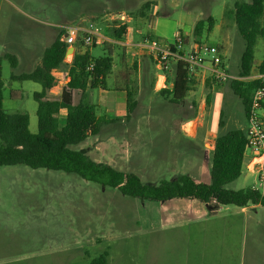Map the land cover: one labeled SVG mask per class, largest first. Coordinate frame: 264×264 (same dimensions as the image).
I'll use <instances>...</instances> for the list:
<instances>
[{
  "label": "rangeland",
  "instance_id": "obj_1",
  "mask_svg": "<svg viewBox=\"0 0 264 264\" xmlns=\"http://www.w3.org/2000/svg\"><path fill=\"white\" fill-rule=\"evenodd\" d=\"M236 1L249 0H0V56L12 53L17 58L16 64L5 56L1 60V75L5 83L4 107L10 112H27L30 119L29 128L32 132H37L38 102L33 94L41 89V84L29 79H15L12 74L34 69L41 62L44 49L52 43L59 28L93 22L103 33L113 36L114 27L122 23L121 14L130 17V20H125L129 25L126 37L129 44L148 35L172 42L174 33L179 30L191 43L196 42L198 38L206 44L218 46L228 70L238 73L244 39L228 13ZM146 2L151 5L146 10V15L141 16L139 12ZM209 15L214 18V27L212 30H207L206 27L201 35H196L194 29L197 21ZM106 44L108 43L78 46L76 43L75 46L77 50L89 49L94 56H103L109 51ZM111 46L114 65L107 79L113 78L122 67L123 44L114 43ZM31 47L33 50L30 51ZM73 55L74 52L66 55L65 61L71 62ZM263 58L264 38L259 37L254 72ZM129 64L134 75L142 73L139 68H133L132 62ZM148 72L152 74V70ZM68 76L69 64H63L57 70V82L53 90L48 91L50 98L61 97L62 83ZM108 85L114 87L111 80ZM231 91L233 93L232 89ZM151 93L141 92L135 112L125 118V121L122 119L128 125V130L118 132L120 139L162 141L170 135L169 131L162 130L163 126L180 123L182 120L190 121V118L198 115L197 96L191 97L196 104L192 106L189 101V104L184 106L173 104L158 90H152ZM198 93L204 96L202 88ZM81 99L88 100L89 94L71 90V102L77 103ZM90 99L94 100L95 94H92ZM233 101L234 105L227 114L222 115L217 106L210 115L208 112L203 115L204 120L221 133L243 126L244 105L234 94ZM101 102L102 104L97 106L98 114L102 112L103 115H110L105 106L109 101ZM115 109L117 112H114V115L123 112L126 114L125 101ZM196 122L197 119L189 122V125L191 123L190 126H194ZM138 126H144L143 131H138ZM107 131V128L104 129L100 137L105 138ZM194 141L202 145L201 136ZM96 144L97 138L92 135L72 147L86 151L94 159L106 161V154L94 150ZM211 157L212 154L204 156L201 160L196 155L195 160L189 161L186 166L178 163L174 174L163 169L159 173L160 176L151 179L145 175L148 170L157 167L155 159L150 163H127L118 158L108 160H114L117 168L125 171L140 170L144 173V181L159 183L161 179H171L172 175L189 173L196 175V179L209 183ZM160 165L163 168L166 166L162 163ZM256 181L257 173L245 163L240 177L227 187L245 188L252 186ZM158 202L124 195L117 188L84 179L75 173L32 168L25 164L0 165V241L4 244L3 250L6 254L8 251L9 255L18 257L1 260V264H89L93 257L104 251L110 253L109 264H139L142 253L155 254L162 251L174 254L170 262L165 261L162 264H195V259H184L186 253L195 250L192 249L190 241L186 243L183 239H177L173 243L168 242L166 246L161 241H153L158 234L153 230L158 228L149 223L144 224L142 216H149L151 208L156 213L155 206ZM235 207L232 204L223 205L219 214L228 213ZM227 223V220L217 221L215 228L210 231L212 254L224 248L231 253L223 264H264V218L261 225L255 226L250 222L241 232L230 230ZM205 224L203 223V226ZM201 226L202 223H197L195 228ZM189 230L194 231L193 227ZM183 234L185 230H174L169 226L159 232L162 236ZM48 252L55 254L57 258L34 257ZM215 261L216 259L212 258V263L215 264Z\"/></svg>",
  "mask_w": 264,
  "mask_h": 264
},
{
  "label": "trees",
  "instance_id": "obj_2",
  "mask_svg": "<svg viewBox=\"0 0 264 264\" xmlns=\"http://www.w3.org/2000/svg\"><path fill=\"white\" fill-rule=\"evenodd\" d=\"M150 5V2L143 4L139 12L141 16L146 15ZM228 13L244 39L237 75L245 77L253 71L258 38H264V0L236 1ZM206 27L207 30L214 27L212 15L199 19L194 33L199 36ZM128 29L126 22L120 23L114 27L113 37L124 40ZM65 32L64 27L59 28L52 43L44 49L41 62L34 69L12 74L15 79H29L41 84V89L33 94L38 102L37 132L30 130L27 112H10L5 109V83L0 67V165L25 164L32 168L75 173L84 179L117 188L124 195L145 200L197 199L208 204L212 214L216 213L221 205L245 206L249 203H261L264 207V192L261 190L252 186L239 189L227 187L240 177L245 163L247 131L242 128L229 129L216 137L209 183L198 181L189 174H181L174 179H163L159 183L147 182L136 172L123 171L111 164L98 162L86 151L72 147L89 136L98 134L102 125L109 119L99 116L96 105L88 100L71 102V90L85 92L89 88L103 86L112 71L113 57L111 44H106L107 51L109 49L107 55L94 56L89 49H76L72 61L67 63L65 57L70 45L63 39ZM185 38L188 41L187 36ZM196 41L201 42L198 38ZM77 44L84 45L79 42ZM3 56L10 58L13 64L17 63L15 54L5 53ZM3 56H0V65ZM63 64H69V80L60 98H50L48 91L56 84L55 70ZM92 64L93 67L90 68ZM122 67L116 77L121 78L122 88L127 93L126 117H129L139 105L138 90L129 82L134 75L132 69L125 62H122ZM133 68H138L137 62ZM258 69L264 70V58ZM172 70V78L169 75L170 70L166 72L167 82L172 81V86L163 87L160 92L174 103H183L191 89L194 75L190 74L187 64L182 60H173ZM227 82L247 111L254 89L260 81L242 78L230 79ZM109 255L108 251H104L93 257L89 264H109Z\"/></svg>",
  "mask_w": 264,
  "mask_h": 264
},
{
  "label": "crops",
  "instance_id": "obj_3",
  "mask_svg": "<svg viewBox=\"0 0 264 264\" xmlns=\"http://www.w3.org/2000/svg\"><path fill=\"white\" fill-rule=\"evenodd\" d=\"M138 31L140 30H137V32ZM126 37L124 40L117 39L125 42V45H123L124 48H123L122 62H125L127 66H129L130 65L129 63L131 62L133 64L137 62L139 72L142 71V73L139 74L138 76L133 75L129 79V82L134 84V86L138 90L137 97L139 98V94L141 92L151 93L152 90L154 91L158 90L160 92L161 88L166 86L167 87L172 86L173 84L172 81L167 82L166 74L164 76L160 74V70L156 67L154 57L151 54L145 53V51H143L137 45L141 40L138 39L137 41L129 44ZM108 44H114V43H108ZM128 45L130 46V48H126V46ZM29 50L30 51L33 50L32 47ZM75 50L76 48H74V52ZM113 65H114V61H113ZM172 66H173V62L171 64V68L169 71L170 78H172L173 76ZM122 68L123 67H121V69ZM153 68H155V70H153ZM57 70L58 69L55 70L56 82H57ZM148 70H152V74H150ZM118 71L115 73L113 78L111 79L106 78L107 81L105 79L103 86L100 85L95 88H89L87 91H85V95L89 94L88 100L96 105V109L97 106L102 104L101 102L102 100L109 101L105 106L107 107V112H109L110 115H108V113H104L103 115L102 112L100 115L98 114L99 116H105L106 118L109 119V121L105 122L102 125L100 132L95 135L97 138V144L94 149L96 151H100L101 154H106L108 158L106 161H100L95 159L96 161L108 163L117 168V164L115 163V161L108 160L109 158L110 159L118 158L121 159L123 162H127V163L128 162L150 163V161L155 159L156 162L158 163L157 167L151 168L150 171L149 170L147 171L148 175L147 174L145 175L146 178L151 179L160 176L159 173L163 169H166L167 171H171L174 174V172L177 170L176 166L178 165V163L186 166V164L189 161L195 160L194 158L196 157V155L199 157V159L202 160L204 156H209L210 154H213V149L215 147V139L218 135L222 133L220 131L215 130L210 122H206L203 118V115L206 114L207 112L208 115H210L211 112L214 111L215 107L217 106L221 109L222 115L224 113L227 114L229 109L234 105V101H233L234 92L232 93L229 82H221V81L217 82L210 77L209 71L198 70L196 74L193 76L191 89L188 92L185 101L183 103L172 102L173 104L185 106L189 104L190 101V105L193 106L196 103L194 99L193 100L191 99V97L197 96L198 107H199L198 115L196 117L190 118V121L182 120L180 123L176 122L171 125L167 124L166 126H163L162 130L170 132L168 139L162 141L154 140V139H150V140L142 139L138 141H131L128 139H120V137H118L119 131L128 130L127 128L128 125L125 122H123L125 121V118H127L126 117L127 112L126 114L125 112H123L120 115L117 114L114 115V112H117L115 107L118 106L123 101H125L126 104V99H127L126 90L122 88L123 83L120 81L121 78L116 77ZM257 72H259L258 68L255 72L252 71L250 75L245 76L244 79H252ZM155 73L157 74V76H155ZM233 74L237 76V73H233ZM108 76H110V74ZM163 77L165 78V80ZM68 80H69V76L65 80V82L62 83L61 89L64 88ZM109 80H111V82L114 83V87H109L108 85ZM201 88L204 91V96L199 95L198 93L199 89ZM51 89L53 90V87ZM92 94H95L94 100L90 99V96ZM160 94L162 93L160 92ZM126 109H127V104H126ZM135 110L133 111V113L135 112ZM262 116L264 119V101L262 104ZM244 117H245L244 125L237 128H242L244 130H247L248 121H247V113L245 108H244ZM196 119L198 122H196L194 126H190L189 122L194 121ZM105 127L107 128L108 131L106 132L105 138H101L100 134L104 129H106ZM138 127H139L138 131H143L144 126L143 127L138 126ZM199 136H201L202 138L201 146L194 141V139L198 138ZM248 154H250V152H248ZM161 163L166 164L165 168H163V166L160 165ZM118 169L123 170L121 168ZM133 172L138 173L141 176V178H144V173H141L140 170L134 169ZM184 174H189V173H184ZM189 175L195 179L197 178L196 175H191V174ZM175 176L176 175H172L171 179L177 177ZM147 182H152V181H147ZM222 206L223 205L220 206V208L217 210L216 213L212 214L210 211V206L200 200L190 199V198L169 199L165 201H159L158 204H156L155 206L156 213H154L153 208H151L152 212L150 213L149 216L147 214L145 216H142V222L144 221V224L147 225L149 223L151 226L158 228L153 230V232L158 233L156 234L157 237L155 236V238L153 239L154 242L161 241L166 246L168 242L173 243L177 239H183L186 243H189L190 241V243L192 244V249L195 250L191 253L189 252L186 253L184 258L185 260L192 259L193 261V259H195L196 260L195 264H214L212 263V258H213L216 259L215 264H223V262L228 259V256L230 255L231 252L223 248V250H219L218 252H214L212 254L211 252L212 246H210L211 245L210 231L211 229L215 228V223L220 220L223 221L227 220L228 222L227 224L230 230H233L235 232L236 231L241 232L244 231L246 227H248L250 222L252 223V225L255 226L261 225L264 218V212H263L264 207L263 205H261V203H249L248 205L245 206L235 205L236 207L234 210H231L225 214H219ZM148 217H150V219H148ZM197 223H202V226L198 229L195 228ZM203 223L206 224L203 226ZM166 226H169V228H172L174 230L178 228L185 230V234L170 235V236L159 235V232L164 231ZM192 227L194 231L189 230ZM151 241L152 240H150V242ZM3 248H4V244L2 241H0V264L3 263L1 262V260L4 261L13 258L18 259L17 256L13 257L9 255L8 251L6 254ZM34 257H39L43 259L57 258L55 254L52 255V253L50 252L41 253ZM173 258H174V254H167L165 251H162V253L155 252V254H152L151 252H144L140 256L139 264H162L165 261L170 262V260ZM44 264H51V262H44Z\"/></svg>",
  "mask_w": 264,
  "mask_h": 264
},
{
  "label": "built area",
  "instance_id": "obj_4",
  "mask_svg": "<svg viewBox=\"0 0 264 264\" xmlns=\"http://www.w3.org/2000/svg\"><path fill=\"white\" fill-rule=\"evenodd\" d=\"M120 18L122 23H125V20H130V17L125 14H121ZM64 28L67 30L63 34V39L74 47L77 42L84 45H100L104 42L125 45V42L103 33L100 27L93 22L72 24L64 26ZM174 36L172 42L146 36L137 44L145 53L154 57L156 67L160 70L161 75L164 76L170 70L173 60H182L187 64L191 75H195L198 70H207L210 72V77L217 82L244 78L236 76L228 70L218 46L202 41L193 43L186 41V35L179 30L174 33ZM252 79H258L260 84L254 89L252 101L246 111L248 126L244 160L247 167L257 173V181L252 187L264 192V119L262 116L264 70L257 72Z\"/></svg>",
  "mask_w": 264,
  "mask_h": 264
},
{
  "label": "water",
  "instance_id": "obj_5",
  "mask_svg": "<svg viewBox=\"0 0 264 264\" xmlns=\"http://www.w3.org/2000/svg\"><path fill=\"white\" fill-rule=\"evenodd\" d=\"M74 46L73 45H70L67 49V52H66V55H68L69 53H73L74 52Z\"/></svg>",
  "mask_w": 264,
  "mask_h": 264
},
{
  "label": "bare ground",
  "instance_id": "obj_6",
  "mask_svg": "<svg viewBox=\"0 0 264 264\" xmlns=\"http://www.w3.org/2000/svg\"><path fill=\"white\" fill-rule=\"evenodd\" d=\"M190 125H191V123H190Z\"/></svg>",
  "mask_w": 264,
  "mask_h": 264
}]
</instances>
